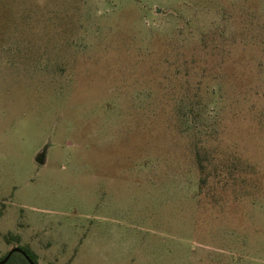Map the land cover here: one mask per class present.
<instances>
[{
	"label": "rangeland",
	"instance_id": "obj_1",
	"mask_svg": "<svg viewBox=\"0 0 264 264\" xmlns=\"http://www.w3.org/2000/svg\"><path fill=\"white\" fill-rule=\"evenodd\" d=\"M264 264V0H0V256Z\"/></svg>",
	"mask_w": 264,
	"mask_h": 264
},
{
	"label": "trees",
	"instance_id": "obj_2",
	"mask_svg": "<svg viewBox=\"0 0 264 264\" xmlns=\"http://www.w3.org/2000/svg\"><path fill=\"white\" fill-rule=\"evenodd\" d=\"M12 238L14 237L15 240L17 241V245L19 247H21L22 249H24L28 255L30 256V258L35 262V264H42L39 261V255L38 253L31 248L28 245H23L21 244V238L20 235L16 234V235H12ZM8 252H6L4 255L0 256V261L3 260ZM4 264H31L30 261L26 258V256L24 254H22L21 252H14L11 257L9 258V260L4 263Z\"/></svg>",
	"mask_w": 264,
	"mask_h": 264
},
{
	"label": "water",
	"instance_id": "obj_3",
	"mask_svg": "<svg viewBox=\"0 0 264 264\" xmlns=\"http://www.w3.org/2000/svg\"><path fill=\"white\" fill-rule=\"evenodd\" d=\"M14 252H21L22 254H24L26 256V258L30 261L31 264H35V262L30 258V256L28 255V253L24 249H22L21 247H19V246L12 247L8 251L6 257L3 260L0 261V264L6 263Z\"/></svg>",
	"mask_w": 264,
	"mask_h": 264
}]
</instances>
